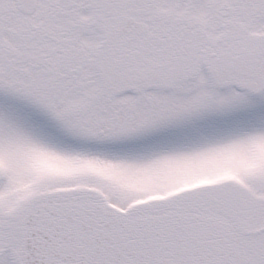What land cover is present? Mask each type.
I'll use <instances>...</instances> for the list:
<instances>
[{"label": "snow or ice", "instance_id": "snow-or-ice-1", "mask_svg": "<svg viewBox=\"0 0 264 264\" xmlns=\"http://www.w3.org/2000/svg\"><path fill=\"white\" fill-rule=\"evenodd\" d=\"M0 264H264V0H0Z\"/></svg>", "mask_w": 264, "mask_h": 264}]
</instances>
